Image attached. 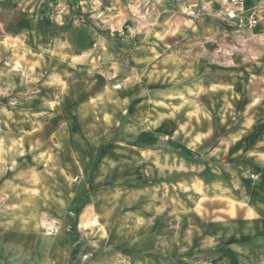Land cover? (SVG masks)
<instances>
[{"label": "clouds", "instance_id": "clouds-1", "mask_svg": "<svg viewBox=\"0 0 264 264\" xmlns=\"http://www.w3.org/2000/svg\"><path fill=\"white\" fill-rule=\"evenodd\" d=\"M0 264H264V0L0 7Z\"/></svg>", "mask_w": 264, "mask_h": 264}, {"label": "rangeland", "instance_id": "rangeland-1", "mask_svg": "<svg viewBox=\"0 0 264 264\" xmlns=\"http://www.w3.org/2000/svg\"><path fill=\"white\" fill-rule=\"evenodd\" d=\"M21 3V0H15V2H12V0H4L3 4H0V7L4 8H10V9H16L17 5Z\"/></svg>", "mask_w": 264, "mask_h": 264}]
</instances>
